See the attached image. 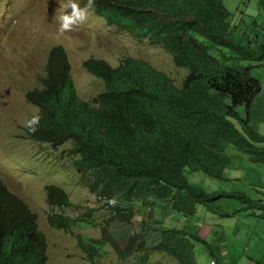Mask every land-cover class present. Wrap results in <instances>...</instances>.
Returning <instances> with one entry per match:
<instances>
[{
	"label": "trees",
	"instance_id": "obj_1",
	"mask_svg": "<svg viewBox=\"0 0 264 264\" xmlns=\"http://www.w3.org/2000/svg\"><path fill=\"white\" fill-rule=\"evenodd\" d=\"M94 11L135 38L163 46L188 74L179 85L141 58L126 56L114 66L90 57L84 66L104 81L105 89L88 101L77 91L67 51L53 45L41 85L26 95L41 117L35 133L26 128L27 136L54 148L71 143L68 150L83 170L81 180L109 211V224L132 221L135 199L143 208L166 202L187 219L199 205L231 216L214 202L234 198L243 204L241 210L264 218L263 199L243 191H208L184 174L190 167L223 178L232 160L226 152L230 144L252 162L264 163V135L237 111L240 105L250 106L261 84L251 74L252 64L234 61L264 64V40L256 36L254 46L253 39L244 43L236 38L237 24L224 0H95ZM213 47L230 48L236 55L222 62L211 55ZM45 190L52 207L73 204L64 187L48 183ZM113 199L115 205L109 203ZM48 217L53 226L67 230L79 221L56 211ZM151 228L159 235L153 248L174 256L178 264H199L196 243L209 245L186 223ZM107 242L123 252L108 226L100 238H79L92 261ZM144 243L138 241L137 247ZM0 264H48V241L37 213L2 179Z\"/></svg>",
	"mask_w": 264,
	"mask_h": 264
},
{
	"label": "rangeland",
	"instance_id": "obj_2",
	"mask_svg": "<svg viewBox=\"0 0 264 264\" xmlns=\"http://www.w3.org/2000/svg\"><path fill=\"white\" fill-rule=\"evenodd\" d=\"M67 2L0 0V179L37 213L39 227L48 241V264H178L174 256L153 248L159 235L151 227L159 223L181 227L185 224L182 214L163 201L143 208L141 201L135 199L132 221L113 220L109 224V211L81 180L83 170L75 165V158L68 150L71 143L54 148L48 142L27 136L24 124L39 109L26 95L41 85L48 51L53 45H62L67 51L77 91L88 101L105 89L104 81L84 66V61L90 57L105 59L114 66L126 56L141 58L167 72L179 85L188 74L186 69L175 64L173 55L163 46L135 38L109 24L94 9H89L87 21L75 31L59 35V16L71 11L61 7ZM77 2L84 7L87 0ZM224 3L237 24L236 38L244 43L253 39L254 46L257 45L256 36L264 40V0H224ZM210 53L222 62L226 56L236 55L227 47H213ZM234 61L246 66L252 64V76L259 78L264 86V64ZM250 108L244 104L238 106L237 111L246 118ZM252 111L254 119L250 125L264 135V90L257 93ZM233 122L241 128L237 119ZM226 152L232 160L223 178L190 167L184 168V174L196 186L208 191H243L254 199L264 200V163L248 160V155L233 144L227 146ZM48 183L64 187L73 204L65 208L52 207L46 199L45 185ZM214 206L233 214L225 216L206 205H199L196 215L186 223L192 231L210 225L207 227L209 245L196 243L199 264H211V259L220 257L217 252L224 251V247L231 256L233 253L234 256L242 255L252 241L264 237V218L251 215V210H241L240 200L221 198ZM236 209L240 210L235 213ZM52 211L79 219L78 224L72 223L68 230L57 228L49 222ZM107 226L123 252L107 242L104 251L92 261L81 248L79 238L81 235L100 238ZM143 239L144 245L137 247V242Z\"/></svg>",
	"mask_w": 264,
	"mask_h": 264
},
{
	"label": "clouds",
	"instance_id": "obj_3",
	"mask_svg": "<svg viewBox=\"0 0 264 264\" xmlns=\"http://www.w3.org/2000/svg\"><path fill=\"white\" fill-rule=\"evenodd\" d=\"M94 6L95 0H87L84 7H81L77 0H68L67 4L62 5L61 7L64 9H70L71 11H65L59 16L58 34L63 35L65 33L75 31L78 26L87 21L89 9H94ZM40 119L41 117L38 114H34L26 121L24 127H26L31 133H35L37 126L40 123ZM109 203L115 205L116 201L113 199L110 200ZM213 259H216L219 262H224L218 258H212L211 261Z\"/></svg>",
	"mask_w": 264,
	"mask_h": 264
},
{
	"label": "crops",
	"instance_id": "obj_4",
	"mask_svg": "<svg viewBox=\"0 0 264 264\" xmlns=\"http://www.w3.org/2000/svg\"><path fill=\"white\" fill-rule=\"evenodd\" d=\"M256 79L262 85L260 90H259V92H261L262 90H264L263 82L259 78H256ZM256 97H257V94L254 96V98L250 104L251 108H250L249 113H248V117H249L250 122L252 119H254L252 116L253 115L252 106H253V103H254V100L256 99ZM246 158L249 160L248 156H246ZM235 213H236V211H235ZM192 219L193 218H187V219L184 218V222L188 223ZM173 220H179V219H173ZM207 227L209 228L210 225L202 226L200 228V230L198 231L203 237H206V238L209 236V234H208L209 229H207ZM263 236H264V234H263ZM226 247L229 248V244H227ZM217 253L220 255V257L215 256V258H218L219 260L224 261L225 263L228 262L227 264H264V237L257 239L256 242L254 241V243L252 241V244L248 245L246 247V249L243 251L242 255L239 254V255L234 256V253H233V255L231 256V254H229V252L225 251V247H224V251H220Z\"/></svg>",
	"mask_w": 264,
	"mask_h": 264
},
{
	"label": "built area",
	"instance_id": "obj_5",
	"mask_svg": "<svg viewBox=\"0 0 264 264\" xmlns=\"http://www.w3.org/2000/svg\"><path fill=\"white\" fill-rule=\"evenodd\" d=\"M211 264H226V263H224V262H219V261H217L216 259H213V260L211 261Z\"/></svg>",
	"mask_w": 264,
	"mask_h": 264
}]
</instances>
